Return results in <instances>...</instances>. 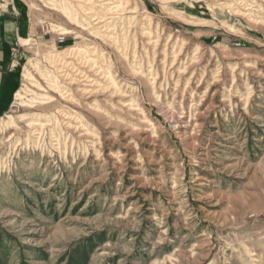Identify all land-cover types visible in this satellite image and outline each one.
<instances>
[{"label":"rangeland","instance_id":"1","mask_svg":"<svg viewBox=\"0 0 264 264\" xmlns=\"http://www.w3.org/2000/svg\"><path fill=\"white\" fill-rule=\"evenodd\" d=\"M0 21V264H264V0H0Z\"/></svg>","mask_w":264,"mask_h":264},{"label":"crops","instance_id":"2","mask_svg":"<svg viewBox=\"0 0 264 264\" xmlns=\"http://www.w3.org/2000/svg\"><path fill=\"white\" fill-rule=\"evenodd\" d=\"M17 39L13 29L0 21V118L8 112L12 97L20 85L18 72L12 68L13 57L10 49V43Z\"/></svg>","mask_w":264,"mask_h":264},{"label":"bare ground","instance_id":"3","mask_svg":"<svg viewBox=\"0 0 264 264\" xmlns=\"http://www.w3.org/2000/svg\"><path fill=\"white\" fill-rule=\"evenodd\" d=\"M89 48V47H88ZM75 49V48H74ZM80 52H83V49H80L79 50ZM82 73V72H81ZM80 73V74H81ZM82 79H85V80H82V82H87V83H90V82H94V80H92V79H90V77L87 75V74H85V73H82V77H81ZM56 86V85H55ZM58 87V86H57Z\"/></svg>","mask_w":264,"mask_h":264}]
</instances>
